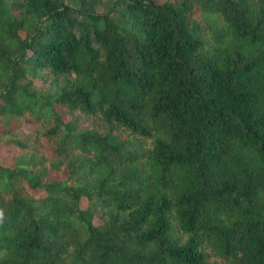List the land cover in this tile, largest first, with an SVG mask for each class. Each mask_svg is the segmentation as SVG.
Wrapping results in <instances>:
<instances>
[{
  "label": "trees",
  "instance_id": "obj_1",
  "mask_svg": "<svg viewBox=\"0 0 264 264\" xmlns=\"http://www.w3.org/2000/svg\"><path fill=\"white\" fill-rule=\"evenodd\" d=\"M0 264H264V0H0Z\"/></svg>",
  "mask_w": 264,
  "mask_h": 264
},
{
  "label": "rangeland",
  "instance_id": "obj_2",
  "mask_svg": "<svg viewBox=\"0 0 264 264\" xmlns=\"http://www.w3.org/2000/svg\"><path fill=\"white\" fill-rule=\"evenodd\" d=\"M0 158L3 162L9 163V159L7 157V153L4 150H0Z\"/></svg>",
  "mask_w": 264,
  "mask_h": 264
},
{
  "label": "clouds",
  "instance_id": "obj_3",
  "mask_svg": "<svg viewBox=\"0 0 264 264\" xmlns=\"http://www.w3.org/2000/svg\"><path fill=\"white\" fill-rule=\"evenodd\" d=\"M3 216H4V213H3V211H2V210H0V220H2V219H3Z\"/></svg>",
  "mask_w": 264,
  "mask_h": 264
}]
</instances>
